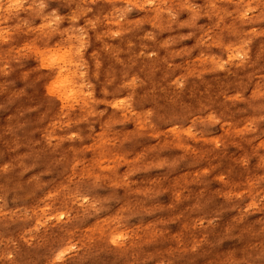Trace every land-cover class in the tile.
<instances>
[{"label": "rangeland", "instance_id": "1", "mask_svg": "<svg viewBox=\"0 0 264 264\" xmlns=\"http://www.w3.org/2000/svg\"><path fill=\"white\" fill-rule=\"evenodd\" d=\"M8 1L0 264H264V0Z\"/></svg>", "mask_w": 264, "mask_h": 264}, {"label": "bare ground", "instance_id": "2", "mask_svg": "<svg viewBox=\"0 0 264 264\" xmlns=\"http://www.w3.org/2000/svg\"><path fill=\"white\" fill-rule=\"evenodd\" d=\"M16 9H20L22 5V0H10ZM8 1V2H10ZM3 3H0V16L3 10ZM5 20H10L8 14L4 15ZM14 20V19H13ZM50 76L52 78L47 79L49 84H51V89L56 92L57 95L63 98L76 99V96L80 95V91L76 88L80 85V81H83L84 74L80 75L75 68V65L71 64L70 53H54L51 56V63L48 66ZM114 104L120 106L121 102L114 101Z\"/></svg>", "mask_w": 264, "mask_h": 264}, {"label": "clouds", "instance_id": "3", "mask_svg": "<svg viewBox=\"0 0 264 264\" xmlns=\"http://www.w3.org/2000/svg\"><path fill=\"white\" fill-rule=\"evenodd\" d=\"M3 2V0H0V3H2Z\"/></svg>", "mask_w": 264, "mask_h": 264}]
</instances>
